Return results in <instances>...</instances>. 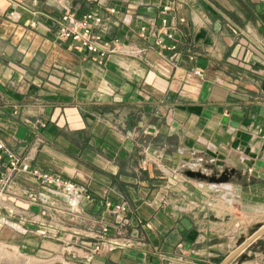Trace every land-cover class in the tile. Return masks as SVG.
Listing matches in <instances>:
<instances>
[{
  "label": "crops",
  "instance_id": "0c3cea01",
  "mask_svg": "<svg viewBox=\"0 0 264 264\" xmlns=\"http://www.w3.org/2000/svg\"><path fill=\"white\" fill-rule=\"evenodd\" d=\"M65 9L99 15L92 30L116 48L98 59L58 38ZM0 139L126 206L82 201L74 215L18 171L2 192L14 212L1 211L0 264H77L103 221L131 243L86 264H218L264 224V0H0ZM200 157L226 178L184 174ZM42 219L64 230L39 233ZM259 245L264 232L227 264H264Z\"/></svg>",
  "mask_w": 264,
  "mask_h": 264
},
{
  "label": "built area",
  "instance_id": "2783aa9c",
  "mask_svg": "<svg viewBox=\"0 0 264 264\" xmlns=\"http://www.w3.org/2000/svg\"><path fill=\"white\" fill-rule=\"evenodd\" d=\"M16 1V0H15ZM168 9V5L162 6V11ZM112 11V9L110 8ZM13 11L9 14L12 15ZM165 17L161 18L164 22ZM100 16L91 12L84 11L79 15L73 10L65 9L55 19V33L60 39H68L71 41L73 47L82 49L87 53L95 55L96 58L102 59L108 52L113 51L116 46V41L111 42L110 40L102 36V32H96L92 30L94 24H98ZM165 35L170 37V33L165 32ZM156 44H161L160 39L155 41ZM171 44L168 47H173ZM0 154L5 158L4 169L0 172V228L5 224H9L8 219L1 213L2 209L6 210L7 214L14 212L11 206H7L2 202L4 197L2 192L5 187H8L16 172L25 171L33 176L39 185L46 187L48 190L53 192H59L66 198L67 211L72 214H81L80 202H95L98 200L104 207L106 213L116 214L120 217L124 215L126 206L124 201H112L108 198L98 199L94 194L88 192L80 184L72 181L71 179L65 178L55 172L46 171L40 169L35 165H30L25 160L20 159L11 149H9L3 141L0 139ZM27 196L31 199H37V194L34 192H28ZM40 216L45 214V208L39 210ZM35 214H29L27 217L22 216L21 220H34L38 222V219L34 216ZM120 222V221H119ZM118 222V223H119ZM41 225L38 228V232L42 234L52 233L58 234V231H63L64 228L57 224H52L50 220L42 219L39 221ZM15 227H19V224H13ZM109 223L101 222L99 228L89 232L88 234L92 237V241L89 244H85L83 254L79 263L86 264L91 257L97 253L103 246L108 249L125 247L130 245L131 241L129 236L124 233L122 228L118 224H114V234L108 235ZM73 233H79L77 229L72 230ZM70 244H66L65 250H70ZM65 262V260L63 259Z\"/></svg>",
  "mask_w": 264,
  "mask_h": 264
},
{
  "label": "water",
  "instance_id": "95a60500",
  "mask_svg": "<svg viewBox=\"0 0 264 264\" xmlns=\"http://www.w3.org/2000/svg\"><path fill=\"white\" fill-rule=\"evenodd\" d=\"M226 171L224 170L220 176H209L205 174V172H202L199 168L196 169H186L183 171L184 174L188 176H194V177H200V178H212L214 180H224L226 178ZM229 171H232V169H229ZM264 232V224L253 230L246 238L241 240L237 245L232 248L219 262L218 264H227L240 250L244 249L253 239L258 237L260 234ZM244 254H240L239 258H242Z\"/></svg>",
  "mask_w": 264,
  "mask_h": 264
},
{
  "label": "rangeland",
  "instance_id": "374dc122",
  "mask_svg": "<svg viewBox=\"0 0 264 264\" xmlns=\"http://www.w3.org/2000/svg\"><path fill=\"white\" fill-rule=\"evenodd\" d=\"M190 164V165H189ZM207 167H212V166H207V161L202 159L201 157L197 160H190V161H186L182 167L183 171L186 170V169H196V168H199L201 171H205V169ZM252 246H255V243L251 244ZM256 248V249H255ZM254 249L257 251V252H264V248L259 245V246H256ZM261 249V250H260ZM241 251V250H240ZM264 260V259H263Z\"/></svg>",
  "mask_w": 264,
  "mask_h": 264
}]
</instances>
